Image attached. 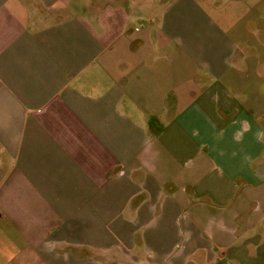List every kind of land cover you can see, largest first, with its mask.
<instances>
[{
	"label": "crops",
	"instance_id": "1",
	"mask_svg": "<svg viewBox=\"0 0 264 264\" xmlns=\"http://www.w3.org/2000/svg\"><path fill=\"white\" fill-rule=\"evenodd\" d=\"M0 264H264V0H0Z\"/></svg>",
	"mask_w": 264,
	"mask_h": 264
}]
</instances>
